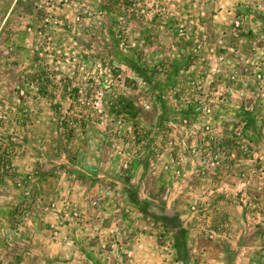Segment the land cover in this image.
Returning a JSON list of instances; mask_svg holds the SVG:
<instances>
[{
	"label": "rangeland",
	"instance_id": "obj_1",
	"mask_svg": "<svg viewBox=\"0 0 264 264\" xmlns=\"http://www.w3.org/2000/svg\"><path fill=\"white\" fill-rule=\"evenodd\" d=\"M213 260L264 264V0H0V264Z\"/></svg>",
	"mask_w": 264,
	"mask_h": 264
},
{
	"label": "crops",
	"instance_id": "obj_2",
	"mask_svg": "<svg viewBox=\"0 0 264 264\" xmlns=\"http://www.w3.org/2000/svg\"><path fill=\"white\" fill-rule=\"evenodd\" d=\"M213 261L214 262H212L211 264H228L227 261H225V262L224 261H221V260H213ZM229 264H232V262H230Z\"/></svg>",
	"mask_w": 264,
	"mask_h": 264
}]
</instances>
